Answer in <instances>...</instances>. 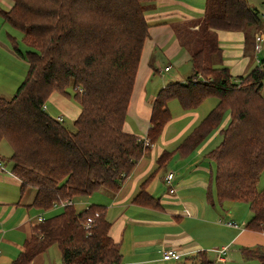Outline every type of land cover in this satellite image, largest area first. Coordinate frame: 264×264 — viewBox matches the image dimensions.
<instances>
[{"label":"trees","instance_id":"trees-1","mask_svg":"<svg viewBox=\"0 0 264 264\" xmlns=\"http://www.w3.org/2000/svg\"><path fill=\"white\" fill-rule=\"evenodd\" d=\"M154 0H10L3 19L21 30L30 49L15 48L27 72L10 97L0 96V140L11 146L12 172L20 190H35L32 205H52L105 189L116 191L134 164L159 137L170 119L167 102L176 98L185 109L207 97L217 103L179 146L190 151L217 128L224 115L220 142L209 151L214 163V196L218 203L243 201L253 212L247 226L264 230V188H257L264 168V58L248 74L233 77L220 65L216 30L262 28V17L248 0H206L199 30L177 35L190 51L192 72L184 82L170 81L157 92L144 138L124 131L140 51L148 35L145 11ZM52 91L72 93L80 105L69 130L43 108ZM163 152L158 161L167 160ZM154 199L140 190L133 200ZM156 204V203H155ZM153 204V205H155ZM45 217L33 229L24 250L11 264H27L56 244L62 264H125L119 245L108 234L104 206L74 205ZM95 211L88 229L83 221ZM246 257L254 255L244 250ZM263 259V256H259ZM212 264L205 252L191 257Z\"/></svg>","mask_w":264,"mask_h":264},{"label":"crops","instance_id":"crops-1","mask_svg":"<svg viewBox=\"0 0 264 264\" xmlns=\"http://www.w3.org/2000/svg\"><path fill=\"white\" fill-rule=\"evenodd\" d=\"M5 1L10 7V0ZM205 4L206 0H154L145 11L148 35L140 51L123 122L124 131L146 138L159 89L170 81L184 82L191 74L190 51L181 44L176 30L181 27L198 32ZM263 27L264 19L261 30L255 27L248 32L216 30L221 48L220 65L233 77L246 75L260 66L264 58V33H260L263 40L258 50L254 48V37ZM9 53L16 58L14 53ZM13 59L6 64L10 72L1 78L6 84L17 82L12 79L18 66ZM167 66L169 69L165 70ZM261 94L264 97V84ZM216 103V97H207L196 107L185 109L176 98L168 100L170 119L118 189H100L92 193H100V199H91L92 204L104 206V217L110 223L108 234L118 243L123 263L165 264L162 252L172 248L182 254L179 260L169 262L172 264H197L190 258L199 252H205L212 264H264V230L247 226L253 215L249 204L243 201L218 203L209 197V194L214 196V163L208 153L226 126L229 113L190 151L179 149ZM44 106L46 111H56L55 116L61 115L63 121L70 118L74 122L80 112V105L71 92L52 91ZM163 152L169 156L160 163L158 157ZM9 162H4L0 155V264H11L18 257L32 236L37 216L48 211L32 205L33 188L20 190L21 182ZM168 171L174 173L173 193H169L163 182ZM257 188H264V168ZM142 189L154 198L150 203L133 200ZM222 247L226 248L225 253L218 259L213 249ZM247 249L254 255L246 257L244 250ZM27 264H62L60 248L52 244Z\"/></svg>","mask_w":264,"mask_h":264},{"label":"rangeland","instance_id":"rangeland-1","mask_svg":"<svg viewBox=\"0 0 264 264\" xmlns=\"http://www.w3.org/2000/svg\"><path fill=\"white\" fill-rule=\"evenodd\" d=\"M248 3L250 4V6L257 8L260 13L264 11V0H248ZM8 9H9V5L6 3V1L0 0V94L3 97L4 96L10 97L11 95H13L17 85L24 79L26 72H27L28 66L26 64V60L23 59L16 52L15 48H18L22 52H25L26 50L30 49V47L27 46V44L25 43L23 39V33L21 32V30L11 26L8 22H6L3 19L1 11H7ZM182 30H183L182 32L183 36L185 34L186 37H188L187 30H184V28H182ZM262 32L264 33V27L262 31L257 32V33L260 34ZM190 33L192 32L190 31ZM195 33L196 32L192 33L193 39H195L196 37ZM7 49H9V52L14 53L16 58L18 59L16 58L13 59L12 58L13 55L11 56ZM262 55H264V52H262ZM12 59L18 64V66H16L14 69L15 74L12 77V79L17 82L15 84L14 83L6 84L5 82H2L1 78L3 77V74L10 72L9 70L6 69V64L8 62H11ZM263 84H264V80H263ZM47 112H49V114L52 117L54 118L56 117L55 116L56 111L52 109L50 110L48 109ZM127 122H128V118H127ZM63 124L69 130L74 129L73 121L70 118H65L63 121ZM220 140H221V133L220 135L216 137L214 141L215 143L213 144V146L215 147L220 142ZM11 151L12 149H11L9 142L5 138H2L0 140V155L2 156V160L4 162L10 161L9 156L11 154ZM91 199L93 200L100 199V193H94L91 196L80 195V196L74 197L73 198L74 208L77 211H80L86 208L88 205L93 203ZM61 210L62 209L60 207L52 208L51 210L48 209V211L44 213L45 214L44 217H50L52 215H55L61 212ZM169 262H172V261H166L165 264H172Z\"/></svg>","mask_w":264,"mask_h":264},{"label":"built area","instance_id":"built-area-1","mask_svg":"<svg viewBox=\"0 0 264 264\" xmlns=\"http://www.w3.org/2000/svg\"><path fill=\"white\" fill-rule=\"evenodd\" d=\"M260 16L262 18H264V11H262L260 13ZM263 40V37L260 35V34H257L255 35L254 37V48L255 49H259L260 48V43L261 41ZM165 70H168L169 69V66L165 67L164 68ZM43 108H45V106H43ZM55 119L59 122H63V117L61 115L59 116H56ZM144 142L147 144L148 140L144 138ZM173 175L174 173L172 171H168L165 173L164 177H163V182L164 184L168 187V191L169 193H173L174 192V187L172 185V180H173ZM73 202H72V199H66V200H63L61 202H57V203H54L52 205V208H56V207H65V206H68V205H72ZM99 216V212L98 211H95L93 213V215H90V216H87V218L83 221V227L88 229L90 226H92L94 220L96 217ZM44 215L43 214H39L37 216V221L38 222H41L44 220ZM228 225H232L231 222H227ZM225 249L224 247L222 248H219V249H213V251H215L216 253V256L218 259H221L222 258V255L225 253ZM182 257V254L180 252H178L177 250L175 249H172V248H168V249H165L163 250L162 252V260L164 261H172V260H179L180 258Z\"/></svg>","mask_w":264,"mask_h":264}]
</instances>
